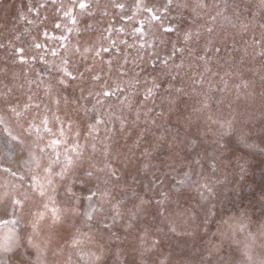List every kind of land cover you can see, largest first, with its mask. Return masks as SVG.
Instances as JSON below:
<instances>
[{
    "label": "clouds",
    "instance_id": "obj_1",
    "mask_svg": "<svg viewBox=\"0 0 264 264\" xmlns=\"http://www.w3.org/2000/svg\"><path fill=\"white\" fill-rule=\"evenodd\" d=\"M0 264H264V0H0Z\"/></svg>",
    "mask_w": 264,
    "mask_h": 264
}]
</instances>
